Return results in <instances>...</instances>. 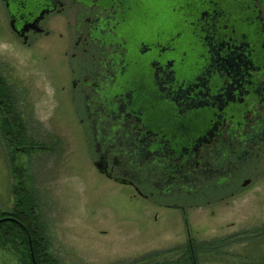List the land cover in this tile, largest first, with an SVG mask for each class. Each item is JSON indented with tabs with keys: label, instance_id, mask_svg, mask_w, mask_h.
I'll return each instance as SVG.
<instances>
[{
	"label": "flooded vegetation",
	"instance_id": "1",
	"mask_svg": "<svg viewBox=\"0 0 264 264\" xmlns=\"http://www.w3.org/2000/svg\"><path fill=\"white\" fill-rule=\"evenodd\" d=\"M0 30L72 47L93 164L144 200L186 215L264 178V0H0Z\"/></svg>",
	"mask_w": 264,
	"mask_h": 264
},
{
	"label": "rangeland",
	"instance_id": "2",
	"mask_svg": "<svg viewBox=\"0 0 264 264\" xmlns=\"http://www.w3.org/2000/svg\"><path fill=\"white\" fill-rule=\"evenodd\" d=\"M72 51L57 35L24 47L0 30V74L13 87L37 147L13 154L0 135V210L14 207V155L39 190L50 253L59 264H136L168 250L174 251L162 261L176 264L195 246L197 264H264V178L233 198L203 201L184 215L97 171L76 113ZM0 264L21 263L14 251L0 249Z\"/></svg>",
	"mask_w": 264,
	"mask_h": 264
},
{
	"label": "trees",
	"instance_id": "3",
	"mask_svg": "<svg viewBox=\"0 0 264 264\" xmlns=\"http://www.w3.org/2000/svg\"><path fill=\"white\" fill-rule=\"evenodd\" d=\"M14 94L13 87L0 74V135L13 154L30 153L37 147L28 135L27 127L18 112ZM16 162L13 155L10 164L14 181V207L11 211L0 210V249L14 251L21 264H59L50 253L51 239L41 211L40 193L34 178L29 169L18 166ZM204 245L207 244H201L199 247ZM197 248L198 246L194 247V254L197 253ZM173 251L151 253L136 264H169L162 260ZM189 251L182 255L176 264H194L192 250Z\"/></svg>",
	"mask_w": 264,
	"mask_h": 264
},
{
	"label": "water",
	"instance_id": "4",
	"mask_svg": "<svg viewBox=\"0 0 264 264\" xmlns=\"http://www.w3.org/2000/svg\"><path fill=\"white\" fill-rule=\"evenodd\" d=\"M29 241H30V246H31V250H32L33 261H34V263H35V260H34V254H33V249H32V242H31V237H30V236H29ZM192 255H193V262H194V264H197L196 259H195L194 252H192ZM35 264H36V263H35Z\"/></svg>",
	"mask_w": 264,
	"mask_h": 264
}]
</instances>
